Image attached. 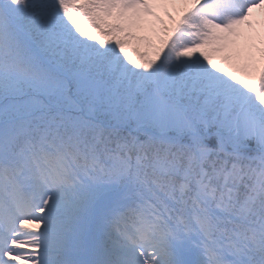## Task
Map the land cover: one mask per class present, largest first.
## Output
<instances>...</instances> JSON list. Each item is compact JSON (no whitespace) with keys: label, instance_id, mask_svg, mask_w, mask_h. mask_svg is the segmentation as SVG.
<instances>
[{"label":"snow or ice","instance_id":"6c2138e0","mask_svg":"<svg viewBox=\"0 0 264 264\" xmlns=\"http://www.w3.org/2000/svg\"><path fill=\"white\" fill-rule=\"evenodd\" d=\"M257 10L0 0V264H264Z\"/></svg>","mask_w":264,"mask_h":264},{"label":"rangeland","instance_id":"374dc122","mask_svg":"<svg viewBox=\"0 0 264 264\" xmlns=\"http://www.w3.org/2000/svg\"><path fill=\"white\" fill-rule=\"evenodd\" d=\"M182 10H183V5L181 4H177L174 7L169 6V11H171L174 16H178L179 12ZM262 18H264V10H257L256 12H254L253 17H252L254 22ZM164 19L169 24L171 23L170 21H168L166 16L164 17ZM245 30H247V26H245Z\"/></svg>","mask_w":264,"mask_h":264}]
</instances>
